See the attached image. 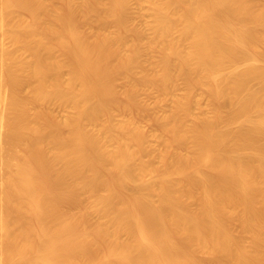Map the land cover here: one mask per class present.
Here are the masks:
<instances>
[{"label":"bare ground","instance_id":"1","mask_svg":"<svg viewBox=\"0 0 264 264\" xmlns=\"http://www.w3.org/2000/svg\"><path fill=\"white\" fill-rule=\"evenodd\" d=\"M151 1V46L164 55L161 71L146 80L159 89L177 78L205 84L223 101L218 109L230 108L188 128L181 114L191 108L183 102L160 118L172 144L187 151L163 154L159 170L140 161L146 150L137 126L112 116L113 80L135 69L136 55L125 54L122 36L89 42L76 24V17L95 13L124 24L130 0H108L104 8L99 0H68L69 14L58 16L43 0H0V264H264V6L256 8V0ZM23 12L29 24L18 18ZM5 39L31 60L23 62ZM58 50L65 60L56 58ZM63 68L70 71L66 84ZM23 89L31 90V99L21 96ZM55 101L77 108L76 116L47 120L35 109ZM101 116L107 118L102 131L89 132L84 121ZM241 118L240 129L220 130ZM155 171L156 180L129 192ZM81 192L91 194L90 210L105 223L89 221L86 209L65 211L63 204L76 205ZM236 218L252 247L243 245L246 235L233 233Z\"/></svg>","mask_w":264,"mask_h":264},{"label":"rangeland","instance_id":"2","mask_svg":"<svg viewBox=\"0 0 264 264\" xmlns=\"http://www.w3.org/2000/svg\"><path fill=\"white\" fill-rule=\"evenodd\" d=\"M74 4L81 5L84 0H72ZM101 5L106 7L105 4L108 3V0H99ZM46 4L49 11L54 13L55 15H68L69 14V2L68 0H43ZM256 8H262L264 5V0H256L255 1ZM23 21V23L29 24L30 17L27 13H18L17 14ZM125 23L121 24L116 20L115 17H107L104 16L103 19L99 16V13L91 14L88 17H76V24L79 31L82 35L87 38L89 42H94L98 40L103 34H107L114 37L122 36L126 42V45L123 48L125 54H135L139 64L135 67V69L129 74H121L113 80V94H112V102H116V106L111 107L112 116L114 117V121L123 122L126 121L127 124H130L132 127L137 126V128L144 135L143 148L146 151H143L140 155V161L144 163H149L155 170H159L163 167L164 163L162 160L163 154H176L186 152L187 150L179 149L175 144H172L171 138L172 133L170 130H163L160 126V118L166 115H170L176 112V108L178 104L183 102L186 105H190L191 114L185 116L181 114L182 122L185 125V128H188L197 120H202V118L216 119L218 116V106L223 101L214 100L210 95V87L205 84L201 85H189V83L183 78H177L170 88L159 89L156 83H150V76L158 74L161 71V66L159 62L163 57L162 50L155 46H151L154 40V21H155V12L154 6L151 0H130L127 11L124 14ZM47 21H49L47 19ZM1 37V36H0ZM6 47L9 50L16 52L23 62H29L31 60V55L29 52L24 51L20 47L13 44L10 39H5L4 41ZM187 43H185L186 45ZM184 45V47H185ZM188 46V45H187ZM188 47H186L187 49ZM259 51H264V38L260 42ZM65 53L61 50L56 52V58L60 61L65 60ZM175 58L170 57V61L174 62ZM244 66V64L242 65ZM231 71L230 68L224 70L225 74H228ZM147 76V77H146ZM70 78V71L68 68H63L61 72V80L65 84ZM151 79V78H150ZM147 81V83H146ZM154 82V80H151ZM154 84V85H152ZM254 85V86H253ZM254 89L258 87V84H253ZM5 91V89H4ZM132 92V93H131ZM131 94V95H130ZM21 96L25 99H31L32 92L30 89H23L21 92ZM8 102V101H7ZM114 104V103H113ZM112 104V106H113ZM33 107V106H31ZM43 112L47 114V120L54 119L55 121H64L69 117H74L77 114V108L72 105H64L58 101L49 103V104H40L37 106ZM119 107V108H117ZM3 106L0 103V111ZM34 108V107H33ZM230 112V108L228 106L220 109V114L223 116ZM46 119V118H45ZM132 122V123H129ZM107 124V118L105 116H101L100 120L97 122L84 121L85 128L91 133H100L102 128ZM223 125V126H222ZM245 125V121L241 118L238 121L230 124V126L225 127V123L221 124L220 130L225 128H230L232 130H238L242 126ZM222 127V128H221ZM63 133H67L68 129L63 128ZM165 141H167V146L165 145ZM170 143L171 147L168 145ZM166 150L169 151L165 152ZM109 149H113L115 147L114 144H108ZM172 149L171 153L170 150ZM174 151V152H173ZM3 153L0 152V177H2V173L4 169L3 160L5 157ZM167 157V155H165ZM164 156V157H165ZM168 156V157H169ZM172 156V155H171ZM167 160V159H166ZM164 161V160H163ZM159 168V169H158ZM158 173L155 171L153 174H148L147 176H143L141 180H138L134 184H130L129 192L132 190V186L136 184H140L143 181L147 180H156ZM1 182V178H0ZM129 186V185H128ZM83 192H81L82 194ZM101 193H105V191H101ZM80 194V195H81ZM83 195V194H82ZM81 195V196H82ZM197 196V195H196ZM90 197V199H89ZM156 199V198H154ZM184 199L188 202H191L189 198L184 197ZM81 200V201H80ZM83 200V201H82ZM82 202L83 205L79 206L78 202ZM76 206L74 203L63 204L65 211L67 209H71L74 213L79 214L83 209H86L87 219L92 223H105L106 219L96 214L95 212L90 210L91 205V194H84L81 199H79ZM88 201L90 203H88ZM69 202V201H68ZM81 203V204H82ZM80 204V203H79ZM88 204V206H87ZM196 205V204H195ZM197 205H199L197 203ZM87 208H86V207ZM193 209L194 206H192ZM196 207V206H195ZM62 208V207H61ZM197 208V207H196ZM63 209V208H62ZM63 209V210H64ZM80 209H82L80 211ZM88 209L90 211H88ZM70 211V210H69ZM78 212V213H77ZM84 212V210H83ZM82 212V213H83ZM84 212V213H85ZM91 219V220H90ZM235 221V222H234ZM88 224L91 226L92 223ZM238 224H235L237 223ZM239 219H234L231 222V228L234 231L233 233L237 236L243 237L247 234H241V223H239ZM250 235V234H249ZM248 235V236H249ZM247 236V235H246ZM245 236V237H246ZM244 237L245 244L249 247H252L253 243L250 238ZM251 236V235H250ZM127 239L125 235H122L121 239L125 241ZM244 243V242H243ZM102 248V244L100 246ZM197 257L205 258L206 255H200Z\"/></svg>","mask_w":264,"mask_h":264}]
</instances>
